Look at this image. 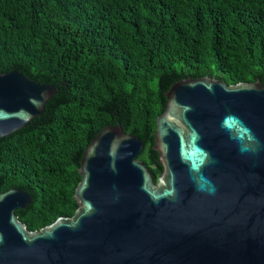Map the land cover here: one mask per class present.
I'll return each instance as SVG.
<instances>
[{"label": "water", "instance_id": "water-1", "mask_svg": "<svg viewBox=\"0 0 264 264\" xmlns=\"http://www.w3.org/2000/svg\"><path fill=\"white\" fill-rule=\"evenodd\" d=\"M57 93L0 74V139L43 116ZM153 150L108 126L86 148L72 217L29 231V193L0 194V264H264V85L184 79L166 93Z\"/></svg>", "mask_w": 264, "mask_h": 264}, {"label": "trees", "instance_id": "trees-1", "mask_svg": "<svg viewBox=\"0 0 264 264\" xmlns=\"http://www.w3.org/2000/svg\"><path fill=\"white\" fill-rule=\"evenodd\" d=\"M17 71L57 93L43 116L0 139V194L32 203L29 231L72 217L86 148L120 125L153 150L166 93L211 77L264 85V0H0V74Z\"/></svg>", "mask_w": 264, "mask_h": 264}]
</instances>
